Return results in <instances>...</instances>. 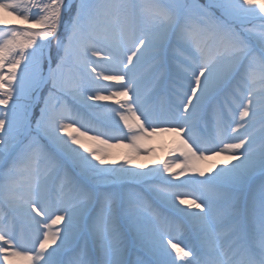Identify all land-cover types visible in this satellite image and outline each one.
<instances>
[{"label": "snow or ice", "instance_id": "obj_1", "mask_svg": "<svg viewBox=\"0 0 264 264\" xmlns=\"http://www.w3.org/2000/svg\"><path fill=\"white\" fill-rule=\"evenodd\" d=\"M0 264H264V0H0Z\"/></svg>", "mask_w": 264, "mask_h": 264}, {"label": "rangeland", "instance_id": "obj_2", "mask_svg": "<svg viewBox=\"0 0 264 264\" xmlns=\"http://www.w3.org/2000/svg\"><path fill=\"white\" fill-rule=\"evenodd\" d=\"M107 103H111V102H107ZM174 139L175 138L172 134L161 133V134H157L156 136H153L150 140L143 141L142 146L145 148H152L154 150V156L153 154L144 155L142 153L140 156L135 158L134 164L130 165V167H134L135 164H146L149 166H153V159L157 161L163 160L165 158V149H167L173 144ZM110 151L114 154L115 158L118 161L122 162L123 156L126 152H128V149L117 147L111 149ZM223 159H224L223 156L213 157L211 160L204 162V167L222 161Z\"/></svg>", "mask_w": 264, "mask_h": 264}]
</instances>
